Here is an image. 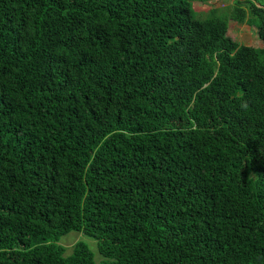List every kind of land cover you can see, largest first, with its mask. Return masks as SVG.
Instances as JSON below:
<instances>
[{
	"label": "trees",
	"instance_id": "obj_1",
	"mask_svg": "<svg viewBox=\"0 0 264 264\" xmlns=\"http://www.w3.org/2000/svg\"><path fill=\"white\" fill-rule=\"evenodd\" d=\"M193 1L0 0V264H264V0Z\"/></svg>",
	"mask_w": 264,
	"mask_h": 264
},
{
	"label": "rangeland",
	"instance_id": "obj_2",
	"mask_svg": "<svg viewBox=\"0 0 264 264\" xmlns=\"http://www.w3.org/2000/svg\"><path fill=\"white\" fill-rule=\"evenodd\" d=\"M234 1L235 0H210L205 3L193 1L194 8L192 9L195 12V16L198 18L209 16L211 12L216 8H218L217 10L218 15L226 17L229 15V13H231L232 10L231 8L233 6ZM257 3L255 2V4ZM227 23H228L227 34L232 39L245 45H251L254 47L261 46V42L256 35L254 26H249L245 23H237L232 19L230 20L228 19ZM76 241H84L85 243H87L90 250L96 256L95 258L96 259L99 258L96 255V253H98L96 250V244H95L96 241L80 231H70L62 235L58 243H60L65 247V254H69L71 252L73 244Z\"/></svg>",
	"mask_w": 264,
	"mask_h": 264
}]
</instances>
